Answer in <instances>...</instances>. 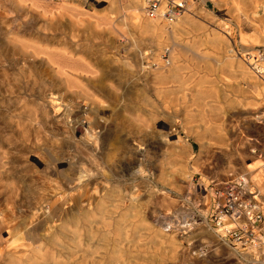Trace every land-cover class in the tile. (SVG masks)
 <instances>
[{"label":"rangeland","instance_id":"374dc122","mask_svg":"<svg viewBox=\"0 0 264 264\" xmlns=\"http://www.w3.org/2000/svg\"><path fill=\"white\" fill-rule=\"evenodd\" d=\"M134 1L47 0L46 3H41L39 0H23L18 7H10L8 1L0 0V73L2 74L3 69L6 72L8 69L7 74L11 75L9 77L7 74H0V100H4L0 104V147L5 151L2 158L4 164L3 167L0 166V219L10 227H19V233L12 243H5H10L7 247L13 252L11 264H93L94 261L95 264H110L112 252L118 249L117 258L120 262L116 264H264V244L256 241L244 248H235L239 251L236 254L233 247L221 242L220 238H214L213 233L216 231L205 228V212L201 200L204 193L202 184H208L212 180L246 177L260 189L250 175L243 176L240 173L247 165L256 167L255 172L261 173V182L264 183V9L263 17L260 13L257 14L264 8V0H186L185 10L177 20L168 23L163 18L158 19L160 25L166 23L165 32L142 31L137 26L139 24L134 13ZM34 2H37V6ZM63 4H68L72 11H64L61 8ZM254 8L257 13H252ZM45 10L48 13H44ZM58 16H63L59 18L61 21H58ZM47 17L52 18V29L49 28ZM140 17L143 22L145 18H150L145 13ZM52 22H56L57 26L52 25ZM58 22L62 24L58 26ZM104 22L117 26L116 33L114 29L108 28L109 25H104ZM17 27L21 37L31 42L34 47L41 48V51L49 55L62 54L71 61H49L46 54L39 53L34 59L35 62L42 63V68L48 72L62 66L71 80L81 85L89 84L96 78L84 71L83 67L76 65L75 60L80 58L82 63L92 67V59L86 56V51H80L78 44L82 42L83 34L94 35L98 32L102 36L92 37V42L97 48H102L104 55L102 93L96 95V99L102 102V120H97L98 124H102V134L113 133L121 141L132 138V132L144 136L136 126H121L119 120L112 119L115 113L119 114L122 110V113L128 110L154 121L156 132L145 133L148 149L146 155L141 157V166L144 167L149 181L135 176L133 170L137 169V161L131 159L127 151H121L124 148L118 147L114 141L102 144V154L95 156L96 159L101 158V166L104 165V159L112 165L104 166L101 173L95 169V157L92 158L74 147L67 150L75 166L83 165L90 168L91 173H99L97 176H100V180L102 177V183H112L110 181L114 179L111 177L115 172L120 184L127 185V188L132 187V191L137 189L140 193L138 202L141 205L137 203L132 210L129 209L128 202L124 201L122 208L112 209L108 215H102L112 217L106 223L92 217L94 220L91 227L94 229L91 239H88L87 231L82 230L80 242H74L71 238V227L63 230L57 243L25 234L28 219L32 215L29 208V201L32 199L27 191L34 185L40 186V183H33L28 178L25 179L27 176L16 171L13 175L9 174V164L5 158L8 149L23 148L24 145L44 140L47 143L66 144L68 140L56 129L46 130L48 134L38 133L37 137L33 127L28 125L29 130H24L25 127L18 121V113L25 104L38 98V88L28 90L24 83L26 79L21 78L20 89L17 91L13 85L15 80L11 78L12 71H15L14 63L5 60L1 54V50L7 47L4 34L10 29L15 31ZM129 36H134L132 39L135 42H130ZM153 48L169 49L174 56V63L179 66L177 80L156 77L155 74L159 72L156 70L157 64L152 60ZM247 58L253 59L252 64L246 63ZM139 61H146L145 64L149 67L143 70ZM56 79L60 80L57 77ZM197 94L204 99L197 100ZM56 96L70 103L69 110L59 114H63L69 129L74 127L77 137L83 136L86 118L94 112L86 98L77 93L59 90ZM123 114V118L128 119L127 113ZM208 127L215 129L218 134H203ZM171 129L175 132L170 140H176L177 135L180 140L176 141L178 143L174 142L172 148L163 147L161 134ZM107 144L113 147L108 148ZM170 152H174L173 155ZM113 165L114 168L109 169ZM176 166L183 168L186 175H191L186 192L179 191L172 183L167 185V180H164L167 175L165 173ZM68 167L67 163H63L60 170L64 173ZM76 169L77 167H72L74 172ZM157 175L162 179L156 177ZM151 184L162 192L159 190L144 195L143 188ZM46 191L47 194L50 193L49 190ZM260 191L264 194L262 189ZM143 195L149 198L146 199ZM130 212L139 213L132 215ZM119 217L122 219L121 227L122 231L125 230L126 239L120 237L116 231L120 224ZM54 220L55 223L60 222L57 217ZM95 221H99V224L94 225ZM170 225L173 227L165 230ZM154 230L163 232L165 236L176 233L178 236L174 246L165 236L158 243L152 244ZM181 232L182 238L179 236L182 235ZM2 234L7 236L5 232ZM85 252H90V255L87 257ZM82 257L85 259L82 260ZM0 264H4L3 259Z\"/></svg>","mask_w":264,"mask_h":264},{"label":"bare ground","instance_id":"6f19581e","mask_svg":"<svg viewBox=\"0 0 264 264\" xmlns=\"http://www.w3.org/2000/svg\"><path fill=\"white\" fill-rule=\"evenodd\" d=\"M6 1H8V4L10 5V7H12V6L18 7L20 5V2H22L23 0H6ZM39 1L41 3L42 2L46 3L47 0H39ZM242 1H244V0H242ZM37 2H34V4L36 6H37ZM134 3L136 5V7L134 9V13L137 15V18H138L137 24H139L137 26L140 29H142V31L147 32L149 30H152V31L165 32V27H166L165 24L166 23H163L160 25V23L158 22V19H161V18L166 20V18L163 17V13L165 12V5H161V7L159 8L160 11H159L158 15L156 17H154L156 19H151V18L146 19L145 18V20L143 19L144 20V22H143L140 20L141 19L140 16L142 13H145V6H144V4H146L145 0H141V2L139 0H135ZM61 8L64 11H67L68 9L72 11V8H70L68 6V4H63L61 6ZM247 9H249V8H247ZM262 9H264V8H261V10L257 8V10H260V11L257 13V11L255 9V10H253L252 13H257V14L260 13V15L262 16L263 15ZM44 13H48L47 10H45ZM81 13L85 14L84 12H81ZM49 14L53 15L52 13H49ZM61 17H63V16H60V17L58 16L57 18L59 19ZM178 18H179V16H176L175 19L177 20ZM44 20H45V18H44ZM61 20L59 19L58 21H61ZM48 21H49V28H50L52 18H50ZM139 21H140V23H139ZM167 22L172 23L169 21H167ZM60 23L58 24V26L62 24V23L61 24ZM107 23L108 22H104V25H109V23L108 24ZM54 24H56V22ZM54 24L52 22V25H54ZM56 26H57V24H56ZM74 26H75V24H74ZM52 28L53 27L51 26L50 29H52ZM108 28L114 29V31L116 33L117 26L109 25ZM55 31L58 32L57 29ZM62 31H63V29H62ZM119 32H122V31H119ZM119 32H117V33H119ZM97 33H95L94 35H92L91 33L83 34L82 35L83 40H82V42H80L78 44L81 47L80 48L78 46L80 51L81 50L86 51L85 52L86 56H89L92 59V67H90L87 64L82 63L83 61H81L80 58H77L75 60L76 65L83 67L84 71H86L87 73L92 75L93 78H96V80H92L93 82H90L89 84L85 83V85H81V83L74 81V80H71L70 76L63 70L62 66H59L58 69L53 70V71L52 70H49V72L45 71V69L42 68V63L35 62L34 59H36V57L39 53H44V54H46V53L41 51L40 50L41 48L34 47V45H32L31 42L24 40V38L21 37V35H22L21 32H20L21 35L19 34L18 27L15 29V31H12L10 29L4 34L7 47L1 50V54L5 60H8L10 62L12 61V64L14 63L13 68L15 69V71L14 72L12 71L13 76L11 77L13 80L16 81V82L14 81V83H13V85H15L14 87L17 89V91H19L20 81L22 80L21 78H25L26 81L24 83H25L28 90L29 89L33 90V88H35V87L38 88V93H36V94H38V98L36 99L37 101L36 100L34 102L28 101L27 102L28 104H25L22 111L18 113L19 114L18 115V121L21 123L20 125H23V127H25L24 130H29L28 125L30 127H33L34 133H37V137L41 133H47L48 134V131L46 132V130H51V131H53L55 129L60 130L61 134H64V136H66L67 140H68V142L66 144H63V143H61V144L47 143L44 140L40 143H38L39 142L38 141L37 143H32L30 145L29 144L24 145L23 148H18V147L14 146L15 148H11V150L8 149V155L5 158L7 159V163L9 164V169L7 170L9 172V174L12 173V175H13V173L16 171L17 173H21L22 175L27 176L25 179L28 178V180L33 182V183H34V181L40 183V186H38L39 184L37 185L38 187H35L36 185H34V187H32L31 189H28V191L26 190L31 195V199H32V200L30 199L31 201H29L30 202L29 208H30V211H32V215L30 214L31 216L29 217L30 219H28V223H27L28 227L25 231V234L28 237H33V238L38 237V239L39 238L44 239L50 243H57L58 240L61 239L60 236L62 235L63 230H65V229L68 230L69 227H71L72 228V230H71L72 237L71 238H73L74 242L75 241L80 242L79 239H80V236L82 234L81 233L82 230L87 231V237H88V239H91L93 237L92 233H93V229H94V228L92 229V227H91L92 220H94L92 217H94V218L97 217L101 223H106L107 220H110V218H112V217H110V216H106V217L103 216L102 217V215L110 213V211L112 212V209L115 210L118 207H121L124 201L128 202L129 209H131V210L133 207H135L137 205V203L138 204L140 203V205H141V202H138V200H139L138 197L140 195L139 191H137V189L136 190L133 189V191H132V187L127 188L126 187L127 185L123 186L122 184H120L121 182L119 179H117L115 172L113 173V171L110 170L113 173L112 174L113 177H111V178L114 179L113 181H110L112 183H109V184H108V182L102 183V177L100 180L99 179L100 176H97L99 173L93 174V173H91L90 168L88 169L87 167H84L83 165L75 166V162L71 159V157H69L70 154L67 152V150L70 147H74L76 150L83 151V152H85V154L87 153L89 156H91L93 158L96 156V154H99V153L102 154V151H103L102 144H104L106 142L110 144V143H113L111 141H114V143L118 147L122 146L124 148V150L120 149L121 151H124V153H126V151H127V154L129 155V157H131V159H134L135 161H137V163H136L137 169L133 170V173H135V176H140L142 178H145L143 180H148V178H147L148 175H147V173H145L144 167L141 166V160H142L141 157L146 155L147 149H148V143L144 139L145 133L148 131L156 132V129L154 128V125H153L154 121H152V120L150 121L149 120L150 118L149 119L144 118L141 115H138L137 113H130V111H128V110L124 111L127 113L128 119L123 118V115H124L123 114L124 112L122 113L123 110L119 111V114L115 113L114 117L112 116V119L115 121L119 120V124L121 126L134 125L137 127L138 131H140L144 134V136L141 137V136L136 135L135 132H132L133 134H130L131 133L130 132L129 134L131 135L132 138L127 137L128 139H125V140L123 139L122 141L118 140L116 137H114L113 133L102 134V124L97 123L98 119L102 120V102L98 101V99H96V95L99 92L102 93V77H103L102 76L103 75L102 65H103V60H104V59H102L104 56L102 54V48H97L96 45L94 46V44L92 42V37L102 36V35H98ZM109 33H110V31H109ZM62 34H63V32H62ZM23 36H24V34H23ZM153 36H155V35H153ZM155 37H153L154 38L153 41H155ZM127 38H128V36H127ZM129 38H131V37L129 36ZM132 38H134V36H132ZM132 38L130 39V42H132V41L135 42V40H133ZM130 42H128V43L130 44ZM104 50L107 51V48H104ZM229 51H231V50L229 49ZM151 52L153 54L152 60H153L154 64H157L156 70H158V72H159L158 74H155L156 77L157 78L158 77L159 78H171L172 80L173 79L177 80L179 78V75H178L179 74V66L174 63V56L171 54L169 49H167V48H162V49L153 48L151 50ZM46 55L48 56L49 61L56 59L58 61L71 63L70 58L66 57L62 54H50V55L46 54ZM243 56H241V57H243ZM129 59L131 60L132 58H129ZM31 60H33V61H31ZM243 60H245V59H243ZM252 60L253 59H251V58L250 59L247 58L246 63L250 65V64H252ZM21 61H24V63H21ZM145 63H146V61H143V62L139 61V64L141 65L143 70H145L149 67V65L145 64ZM43 65H44V63H43ZM241 70H243V69H241ZM246 71H247V69H246ZM1 72L3 75H5V74H7L8 69H7V72L5 69H3V71H1ZM10 72L11 71H9V73ZM244 73H246V72H244ZM7 75H9V74H7ZM10 76L11 75H9V77ZM4 77H6V76H4ZM56 77L60 78V80L56 79ZM251 77H253V76L251 75ZM0 78H1V76H0ZM205 83H206V81H205ZM9 84H11V83H9ZM9 87H10V85H9ZM58 90L63 91V92H69V93L70 92L71 93L72 92L77 93L78 95L85 97L86 100L88 101L90 109L94 110V112H91V113H93V115L88 116L86 118L87 124L85 125L86 130H85V133L83 134V136L77 137L75 134L74 127H73V129L72 128L69 129L70 126L67 124V121L63 118V114H59L60 112H63L64 110L65 111L69 110L68 107L70 106V103L64 102V100L62 101L60 98L57 97L58 95L56 96V92ZM203 99L204 98L199 97V95L197 96V100L202 101ZM17 102H18V100H17ZM3 103H4V100L3 99L0 100V104H3ZM127 107H129V106H127ZM155 113H154V116H155ZM152 119H154V118H152ZM174 132H172V129H171V131H169L165 134H161L160 140L163 144V147H169V148L171 147L172 148L173 147L172 144L174 142L180 140L178 135L176 136V140H174V141L170 140V136H172V134ZM216 132H215V129L208 127V128H205L203 134L216 136L218 134ZM25 134H27V133H25ZM47 134H45V135H47ZM125 135H127V134H125ZM50 136L52 137V135H50ZM50 136L48 138H50ZM54 136L56 137V135H53V137ZM219 136H218V139H219ZM35 137H36V135H35ZM43 137L44 136H42V138ZM176 143H178V142H176ZM107 147L109 148V147H113V146L108 145ZM122 147H120V148H122ZM179 150H181V149H178V151ZM111 151H110V153H111ZM105 152H107V151H105ZM173 153L170 152V155H173ZM4 154H5V151L1 150V147H0V159H1L0 160V166H2V167L4 164L2 161V158H4ZM113 155H115V154H113ZM121 156H123V155H121ZM91 157H90V159H91ZM100 159H101L100 157H98V159H96V157L93 158V161L95 160L94 165H95V169L97 171L100 172L103 170V168L105 169L107 164H108V167L112 166L111 164L109 165L108 161L106 163V159H104V165H102L103 166L102 167L101 166L102 162L100 161ZM174 159H175V157H174ZM63 163H67L69 165L68 169H66V171H64L65 174L62 173V171L60 170V166ZM113 163L114 162L112 161V164ZM249 166L250 165H247V167L245 169H243V170L241 169L240 173H242L243 176L250 175L251 178L253 179V181H255L260 186V190L262 189V191L264 192V183L261 182V177H260L261 173L255 172L256 167H254V166L249 167ZM72 167H75V168L77 167L75 172L72 170ZM113 168H114V165L112 168H109V169H113ZM168 172H166V173L164 172L165 174H167V175H165V179H164V180H167L166 181L167 185L168 184L170 185L172 183V184H174V187L177 188L179 191L186 192V190H188V181L190 180L191 175H189V176L186 175L185 170L183 168H180L177 166L172 167L170 169V171H168ZM161 173L162 172H160V174ZM158 176L159 175H157L156 177H158ZM162 177L164 178V175ZM183 180H185V181H183ZM50 181L52 183H50ZM107 181H109V180H107ZM185 182H186V184H185ZM89 185H90V188L88 187ZM163 185H164V183H163ZM204 185L206 186L205 183L202 184V186H204ZM143 189L144 190H142V189L141 190L144 191V195L145 194L149 195L152 192L154 193V192L160 190V188H155V186L152 187V184H151V186L146 185L145 188H143ZM46 190H49L50 193L47 194L48 191H46ZM90 190H92V191H90ZM120 191H122V192L120 193ZM137 192H138V194H137ZM160 192H162V191L160 190ZM114 194H116V195H114ZM10 195H12V194H10ZM46 195L47 196L49 195V197H46ZM144 198L148 199L149 197L144 196ZM140 201H142V200H140ZM11 202H12V200H11ZM13 204H15V203H13ZM46 206H47V208L44 209V207H46ZM138 207H139V205H138ZM129 209H128V211H129ZM120 210H122V209H120ZM136 211H137V209H136ZM115 212L116 211H114V213ZM126 212H124V213H126ZM132 213H134V211ZM138 213H135V214H138ZM135 214H132V215H135ZM111 215H113V214H111ZM55 217H57L60 222L55 223V220H54ZM119 220H120V217H119ZM99 221H98V223H96V221H95L94 225L99 224ZM121 222H122V219L119 221L120 224L117 225L116 231L120 237H125L126 236V234L124 235L125 230H123L124 232L122 231L123 227H121ZM95 227H97V226H95ZM172 227L173 226L170 225L165 230H169ZM135 230H136V228H135ZM3 232L7 233L6 237L3 236V234H2ZM172 232H175V231L172 230ZM18 233H19V227L18 226L12 225L10 227L6 224V222L3 219H0V242L3 243V244L1 243V245H0V260L3 259L4 264H11V261L13 259L12 258L13 252L11 251L12 249L7 247L10 243L9 244H5V243L6 242L8 243L10 241L12 243V241L14 240V237H16V235ZM165 235L166 234H164L161 231H155L153 233L152 238H151L152 244H153V242L155 244L158 243V241H160L162 239V237ZM213 235H214L215 239L219 238L218 234L213 233ZM136 236H137V234H136ZM177 236L178 235H176V233H173V234L167 235L165 237L167 238L168 242L172 246H174V241L176 240ZM179 236L182 238L183 233H182V235H179ZM102 237H105V234H102ZM140 237H141V235H140ZM124 239H126V237ZM73 241H72V243H74ZM138 243H140V242H138ZM79 244H81V243H79ZM136 246H138V245H136ZM143 247H144V245H143ZM234 251L236 254L239 253V251L237 249H235ZM77 252H79V250ZM118 252H119V249L112 252V256L109 258L110 264H114V263L116 264V263L120 262L119 259L117 258ZM91 253H93V252H91ZM85 255L88 257V255H90V252L89 253L85 252ZM85 257H82V260L85 259ZM86 259H88V258H86ZM33 262H35V261H33ZM92 263L95 264V261ZM30 264H31V262H30ZM40 264H42V263H40Z\"/></svg>","mask_w":264,"mask_h":264},{"label":"built area","instance_id":"2783aa9c","mask_svg":"<svg viewBox=\"0 0 264 264\" xmlns=\"http://www.w3.org/2000/svg\"><path fill=\"white\" fill-rule=\"evenodd\" d=\"M145 3V14L150 18L158 15L164 3L163 17L169 22L186 7V0H145ZM202 190L206 229L216 231L219 240L234 249L256 241L264 244V194L257 185L246 177H235L212 180Z\"/></svg>","mask_w":264,"mask_h":264}]
</instances>
